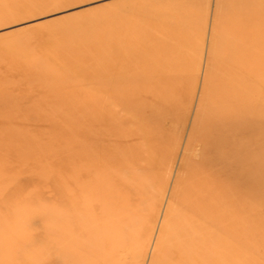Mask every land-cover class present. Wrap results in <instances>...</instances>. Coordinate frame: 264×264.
<instances>
[{
  "label": "rangeland",
  "instance_id": "374dc122",
  "mask_svg": "<svg viewBox=\"0 0 264 264\" xmlns=\"http://www.w3.org/2000/svg\"><path fill=\"white\" fill-rule=\"evenodd\" d=\"M0 264H264V0H0Z\"/></svg>",
  "mask_w": 264,
  "mask_h": 264
},
{
  "label": "bare ground",
  "instance_id": "6f19581e",
  "mask_svg": "<svg viewBox=\"0 0 264 264\" xmlns=\"http://www.w3.org/2000/svg\"><path fill=\"white\" fill-rule=\"evenodd\" d=\"M129 113H126L127 114V120H126L125 124L132 130V132H134V130H135V133L136 134H137V131L138 132L141 131L143 133V130L145 131V129L147 127L144 124V122H143L144 116L142 114L140 115V114H137V113H135V114H132V113L129 114ZM103 116H104L103 113H101L98 116V118H97V115H96L95 117L93 116V118L89 119L88 122H90V127L91 128L88 131L90 132V136H92V135H94V136L98 135V137L101 139L103 136H106L104 134V132L107 130V128L112 129L113 127L114 128L115 127L116 128H120L123 131V134L126 133V129L124 127H127V126H125L123 123H117L116 124V123L113 122V120L110 121L111 124H109L108 127H107L108 124H106V126L104 127V123H106L107 118H105V117L103 118ZM92 132H95V133H92ZM112 133L114 134V132H112ZM140 136H141V134H140ZM93 138H96V137H93ZM88 145L83 150V152L81 154H77L76 155V158H79L80 156L82 158V156L84 155L86 157V159L88 160L89 154H91L93 156L96 154L97 156L99 155L98 156L99 161L101 163H102V161L104 162L105 161L104 152L103 151L102 152L99 151V149L93 150V148H94L93 146L96 145L95 143L93 145H91V146L90 145L88 146ZM112 145H114L115 147L119 148L118 150L122 149L121 150V153H122V151H124V153H122V156H121V160H122V163H123V162L127 161L124 158L125 154L128 153V155H129V152L128 151H131L130 155L133 153V149L132 148H134V146L136 145V142H135V138H131V137L127 138L126 135H121V136H118V137H115L114 138V142H112ZM143 145L145 146V144H143ZM118 146H120L121 148L118 147ZM136 146H138V145H136ZM125 150H127V151L125 152ZM134 155H136L135 152H134V154H132V156H134ZM98 158L95 159L93 162L95 163L98 160ZM106 159H107V162L105 164H103V166H100L99 170L102 169V167H106V166H111L112 167V166H114L113 163H112V161L114 162L113 158L110 159L109 155H106ZM93 162H92V164H93ZM129 163H130V161H129ZM123 164H125V163H123ZM94 166H95V164H94ZM98 167H99V165H98ZM92 172H93V170L90 169V173H92Z\"/></svg>",
  "mask_w": 264,
  "mask_h": 264
}]
</instances>
